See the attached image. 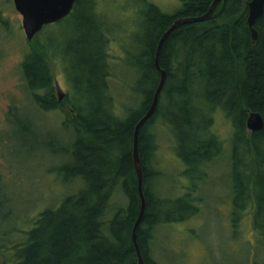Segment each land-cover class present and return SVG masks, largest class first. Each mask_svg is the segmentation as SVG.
<instances>
[{
    "label": "trees",
    "instance_id": "obj_1",
    "mask_svg": "<svg viewBox=\"0 0 264 264\" xmlns=\"http://www.w3.org/2000/svg\"><path fill=\"white\" fill-rule=\"evenodd\" d=\"M213 1L180 0L182 8L173 15L143 1L141 34H133L129 46L118 38V57L108 53L102 27L90 23L85 37L73 44L78 58L77 93L65 95L61 102L50 47L38 36L27 41L31 50L21 65L24 90L38 112L63 116L62 128L71 136L69 149L63 150L69 161L54 172L63 176L72 192L58 207L40 211L31 229L21 234L13 254L0 251L2 259L13 264H138L132 232L141 200L132 161L133 133L159 85L155 52L177 19L201 17ZM249 1L224 0L210 20L179 26L163 44L159 66L166 72V81L156 110L139 135L145 209L136 243L144 264H159L151 248L158 226L182 220L172 215L180 207L175 212L165 210L167 202L156 187L162 177L155 160L154 126L159 118L176 141L177 157L191 169L185 174L194 168L195 181L203 176L198 167L212 165L224 154L230 169L233 226L250 208V225L264 250V127L256 133L246 127L251 112L264 120V15L254 27L258 39L253 43L247 25ZM83 2L76 1L70 17ZM85 9L94 18L93 3ZM108 58L115 63L108 64ZM130 72L135 75L131 84L126 78ZM125 88L129 94L123 93ZM14 106L7 115L16 112ZM216 111L231 123L229 153L207 130ZM25 121L31 122V117ZM190 210L199 213L197 208Z\"/></svg>",
    "mask_w": 264,
    "mask_h": 264
},
{
    "label": "rangeland",
    "instance_id": "obj_2",
    "mask_svg": "<svg viewBox=\"0 0 264 264\" xmlns=\"http://www.w3.org/2000/svg\"><path fill=\"white\" fill-rule=\"evenodd\" d=\"M143 1L168 15L182 8L180 0H93V18L85 9L92 3L84 0L78 13L44 27L37 35L51 49L55 84L65 95L77 93L74 84L78 73L74 67L78 58L73 44L85 37V27L90 23L102 27L108 53L118 57L121 52L117 39H124L129 46L130 37L141 34ZM30 50L22 16L15 10L13 0H0V251L7 256L13 254L21 234L31 229L40 211L58 207L62 198L72 192L63 176L54 172L69 161L63 150L69 149L71 136L62 128L63 116L38 112L24 90L21 65ZM107 63L115 60L108 58ZM134 77L133 72L126 76L130 84ZM111 81L114 84L115 80ZM125 92L129 94L130 90L125 88ZM14 104L16 112L7 115ZM113 108L115 114L119 113L117 106ZM213 115L207 130L229 153L231 123L219 111ZM27 117L32 121L26 122ZM155 123V160L162 173L156 187L167 202L165 210L175 212L180 207L172 215L182 220L158 226L151 247L153 259L159 264H264V250L250 225V208L233 226L231 177L224 154L212 165L198 167L203 176L195 181L198 175H194V168L186 175L191 169L187 170L176 155V141L169 126L161 118ZM194 208L199 212L196 215L190 213ZM0 264L13 263L0 257Z\"/></svg>",
    "mask_w": 264,
    "mask_h": 264
},
{
    "label": "water",
    "instance_id": "obj_3",
    "mask_svg": "<svg viewBox=\"0 0 264 264\" xmlns=\"http://www.w3.org/2000/svg\"><path fill=\"white\" fill-rule=\"evenodd\" d=\"M76 1L77 0H13L15 10L22 16V29L24 31L25 39L27 41H32L43 30L44 27L58 23L69 17V15L73 11ZM223 1L224 0H214L208 9V12L201 17L177 19L167 29V31L164 32L157 45L154 57V65L160 76L159 85L155 91L150 109L135 126L133 133L132 161L137 177L138 193L141 200V210L132 232V240L138 257V264H144V262L136 243V232L142 222L145 209V201L143 195L144 176L139 156V135L142 126L154 114L159 102L160 94L166 81V72L159 66V56L164 42L174 30H176L179 26L203 23L207 20H210L213 17L217 7ZM246 8L248 29L250 32L251 40L253 43H255L258 39V33L254 27L256 25V22L264 15V0H251L246 3ZM55 87L57 99L59 102H61L64 99L65 94L58 88L56 84ZM246 127L247 131L250 133L261 131L264 127V120L262 116L259 113H249Z\"/></svg>",
    "mask_w": 264,
    "mask_h": 264
}]
</instances>
